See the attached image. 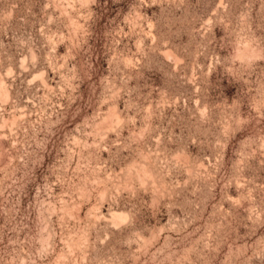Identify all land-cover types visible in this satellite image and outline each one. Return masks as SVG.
I'll return each mask as SVG.
<instances>
[{"label": "rangeland", "instance_id": "374dc122", "mask_svg": "<svg viewBox=\"0 0 264 264\" xmlns=\"http://www.w3.org/2000/svg\"><path fill=\"white\" fill-rule=\"evenodd\" d=\"M0 264H264V0H0Z\"/></svg>", "mask_w": 264, "mask_h": 264}, {"label": "bare ground", "instance_id": "6f19581e", "mask_svg": "<svg viewBox=\"0 0 264 264\" xmlns=\"http://www.w3.org/2000/svg\"><path fill=\"white\" fill-rule=\"evenodd\" d=\"M3 94L5 95L6 93L3 92ZM113 218L119 221H124L127 219V214L122 213V212L121 213L116 212V213H113Z\"/></svg>", "mask_w": 264, "mask_h": 264}]
</instances>
